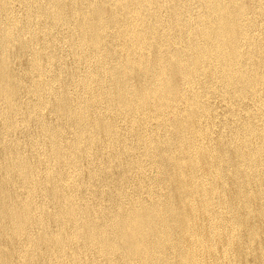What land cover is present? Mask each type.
<instances>
[{
	"label": "bare ground",
	"instance_id": "6f19581e",
	"mask_svg": "<svg viewBox=\"0 0 264 264\" xmlns=\"http://www.w3.org/2000/svg\"><path fill=\"white\" fill-rule=\"evenodd\" d=\"M0 264H264V0H0Z\"/></svg>",
	"mask_w": 264,
	"mask_h": 264
},
{
	"label": "rangeland",
	"instance_id": "374dc122",
	"mask_svg": "<svg viewBox=\"0 0 264 264\" xmlns=\"http://www.w3.org/2000/svg\"><path fill=\"white\" fill-rule=\"evenodd\" d=\"M24 60H25V56H22L21 59H20V61L23 63Z\"/></svg>",
	"mask_w": 264,
	"mask_h": 264
}]
</instances>
